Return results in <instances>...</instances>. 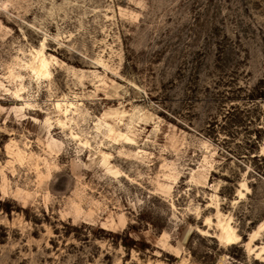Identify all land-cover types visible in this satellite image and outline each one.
I'll list each match as a JSON object with an SVG mask.
<instances>
[{"label":"rangeland","instance_id":"374dc122","mask_svg":"<svg viewBox=\"0 0 264 264\" xmlns=\"http://www.w3.org/2000/svg\"><path fill=\"white\" fill-rule=\"evenodd\" d=\"M0 264H264V0H0Z\"/></svg>","mask_w":264,"mask_h":264},{"label":"bare ground","instance_id":"6f19581e","mask_svg":"<svg viewBox=\"0 0 264 264\" xmlns=\"http://www.w3.org/2000/svg\"><path fill=\"white\" fill-rule=\"evenodd\" d=\"M218 225H219V228L221 230V233L218 235V238L221 242H223L224 244H227V245H231V244H235L239 241L240 236L237 234L235 228L230 223L219 222Z\"/></svg>","mask_w":264,"mask_h":264}]
</instances>
